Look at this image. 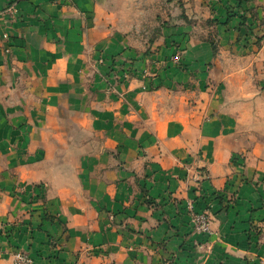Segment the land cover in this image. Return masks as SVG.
Here are the masks:
<instances>
[{
  "label": "crops",
  "instance_id": "obj_1",
  "mask_svg": "<svg viewBox=\"0 0 264 264\" xmlns=\"http://www.w3.org/2000/svg\"><path fill=\"white\" fill-rule=\"evenodd\" d=\"M184 2L0 0V264L264 258V0Z\"/></svg>",
  "mask_w": 264,
  "mask_h": 264
},
{
  "label": "rangeland",
  "instance_id": "obj_2",
  "mask_svg": "<svg viewBox=\"0 0 264 264\" xmlns=\"http://www.w3.org/2000/svg\"><path fill=\"white\" fill-rule=\"evenodd\" d=\"M185 2L184 0H162V3L158 4V13H155L153 16V21L150 22H145L146 25L149 26L152 23V27H154V43L158 41L159 37L162 34V28L165 26H170V25H177L179 23H189L188 17L185 15ZM190 23L196 24V20H191ZM149 36V35H147ZM213 33H210L207 35L206 38L210 39L212 43H215ZM155 45V44H154ZM157 45V44H156ZM157 47V46H156ZM174 56H178L180 59L179 54H175ZM173 56V57H174ZM170 59V62L173 63L172 59ZM228 60H231V57H228ZM187 209H188V214H189V221L192 226V229L196 233H207V232H201L197 229V225L193 223V218L194 216L198 213L194 210L193 203L191 201H188L187 203ZM196 213V214H195ZM203 213V212H202ZM199 214V213H198ZM209 227V223H208ZM209 231V229H208ZM200 247L196 246V249L199 251ZM203 252V251H202ZM258 264H264V258L258 260Z\"/></svg>",
  "mask_w": 264,
  "mask_h": 264
},
{
  "label": "built area",
  "instance_id": "obj_3",
  "mask_svg": "<svg viewBox=\"0 0 264 264\" xmlns=\"http://www.w3.org/2000/svg\"><path fill=\"white\" fill-rule=\"evenodd\" d=\"M173 62H178L179 57L174 56L172 59ZM196 214V213H195ZM193 223L197 225V229L201 232H208V223L209 216L208 213H197L193 218ZM13 256V264H33L31 257L23 250H16L12 253Z\"/></svg>",
  "mask_w": 264,
  "mask_h": 264
}]
</instances>
